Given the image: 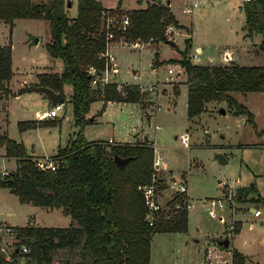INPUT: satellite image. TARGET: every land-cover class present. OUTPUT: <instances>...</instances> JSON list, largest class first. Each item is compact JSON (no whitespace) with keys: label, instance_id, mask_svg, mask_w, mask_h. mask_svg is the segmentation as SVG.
<instances>
[{"label":"rangeland","instance_id":"1","mask_svg":"<svg viewBox=\"0 0 264 264\" xmlns=\"http://www.w3.org/2000/svg\"><path fill=\"white\" fill-rule=\"evenodd\" d=\"M67 1V16L74 18L77 0ZM99 1L120 16L145 8L147 0ZM187 3L188 0H171L173 16L183 27H169L172 34L167 40L174 43V48L160 42L135 50L124 46L111 49L117 66L113 76L115 83L152 86L153 89L143 92L142 104L107 103L96 123L87 124L82 134L85 140L92 142H107L109 138L121 141L127 137V129H133L141 139L147 137L150 141L155 135V143L172 174L181 178L186 175L187 195L192 204L187 212L186 233L154 235L150 264H204L206 256L211 264H230L232 249L244 256V264H264V93H229L252 114L253 124L246 122L244 116L232 115L231 109L220 102L206 103L201 114L187 120L186 87L181 84L185 74L181 68L180 76L175 75L176 64L166 63L180 58L184 42L188 40L187 56L192 64L212 67L231 61L238 66H263L264 52L258 49L260 35L244 37L242 0H198L193 10L185 13ZM49 42L46 20L18 19L12 27L0 21V47L11 46L14 72L8 91L0 90V134H6L22 143L27 152L34 150L35 156L43 158L56 154L59 147L66 145L69 136L79 130L74 123L72 105L67 101L70 86L64 87L67 100L62 103L63 109L52 118L47 113L53 105L44 93L20 94L23 88L36 85L39 75L62 72V61L52 59L46 51ZM158 47L156 61L153 59ZM194 53L196 58H191ZM169 68L173 74L168 73ZM134 74H138L137 80ZM101 107L102 102L95 101L89 113L93 115ZM29 122L37 125L20 128ZM155 125L160 127L159 131H155ZM182 133L188 135V148L174 139ZM130 139L135 140L134 135ZM217 156L222 157V162ZM15 162L5 157V149L0 145V176L4 171L14 170ZM170 176L165 174L167 178ZM238 187H253L254 191L245 200H237ZM217 200L222 207L215 206L214 216L210 217L207 214L210 202ZM250 209L257 210L259 216H254ZM70 224L71 217L62 209L22 204L7 189L0 188L1 227L66 228ZM222 240L229 241L228 249L217 246ZM211 246L213 250L209 251Z\"/></svg>","mask_w":264,"mask_h":264},{"label":"trees","instance_id":"2","mask_svg":"<svg viewBox=\"0 0 264 264\" xmlns=\"http://www.w3.org/2000/svg\"><path fill=\"white\" fill-rule=\"evenodd\" d=\"M67 2L0 0V21L9 27L18 19L48 21L50 42L46 51L52 59L63 63L61 73L39 75L38 83L23 88L20 94L38 87L48 88L61 95L64 103L67 100L64 87L70 86L67 101L72 105L74 123L79 128L64 147L49 157L57 163L55 171L38 169L37 158L29 155L22 143L0 134L5 157L15 159L17 164L14 171L0 177V188L7 189L22 204L62 209L72 219L66 228L27 225L13 230L20 243L29 249L25 264H150L152 237L185 233L187 212L176 210L168 217L157 218L153 226L145 221L146 207L139 187L151 182L153 150L147 141L108 144L87 142L83 137L84 127L93 123L87 118L93 102L142 104L143 94L136 85L125 86L123 94L116 92L115 84L103 89L90 88L88 68H104V60L100 58L106 43L102 12L113 10L96 0H77L76 16L70 18ZM241 10L244 37L260 35L258 49L264 52V0H242ZM123 14L129 17L125 37L131 41L167 44V27L183 28L169 5L161 0H148L145 8ZM187 46L188 40L180 58L166 62L178 64L185 74L186 118L197 117L208 102H220L231 109L232 115L244 116L246 122L253 124L252 114L229 93H264V65H195L188 59ZM154 55L153 60L157 61L158 52ZM12 76V49L7 44L0 47V90L8 91L6 85ZM36 125L29 122L20 128ZM114 157L129 161L118 166ZM253 191V187H238L236 199L245 200ZM244 259L240 252L230 251V264H244ZM0 264H15V261H5L0 253Z\"/></svg>","mask_w":264,"mask_h":264},{"label":"built area","instance_id":"3","mask_svg":"<svg viewBox=\"0 0 264 264\" xmlns=\"http://www.w3.org/2000/svg\"><path fill=\"white\" fill-rule=\"evenodd\" d=\"M198 0H188V4L184 7L183 11L185 13H190L196 6ZM117 14V13H116ZM113 11L102 12L103 22L105 27V50L100 54V58L104 60V68L97 69L94 67H89L87 74L90 76V88L92 89H103L106 85L115 84V90L118 93L123 94L125 86L119 83L112 81V76L117 73V66L115 65L114 55L111 52V47L114 44L129 45L133 48H141L149 43H144L141 40L137 39L131 41L126 39L125 33L129 26V17L125 14L116 15ZM171 28L167 27L165 30V36L168 38L171 36ZM199 52V50H198ZM196 53L191 55V58H196ZM190 60V59H189ZM175 75H178L181 72V67L176 64ZM169 74H173L171 68L168 69ZM138 79V74H134V80ZM138 86V85H136ZM138 89L141 94L144 91H152L153 87L144 88L138 86ZM63 106L61 104L53 105V108L49 111L48 117H56L57 112L62 110ZM175 140L178 141L179 145L188 148V135L187 133H182ZM112 140L108 141V144H113ZM153 150V163H152V175L151 182L148 185L139 187L141 195L143 197V202L146 207L145 221L149 226H153L154 222L159 217H168L172 212L176 210L185 209L186 212L190 208L189 198L187 196V180L180 175L177 177L170 176L169 178L165 177V174L168 172V166L165 162L163 156L160 154L156 146L151 144ZM55 162L49 158H37L35 159V165L40 170H49L55 171L56 168ZM7 175L3 173L2 176ZM165 193V196H163ZM173 200V204L170 205V202ZM210 208L207 210V214L210 217L214 216V207H222V204L219 200L215 202H210ZM254 216H258L259 212L257 210L253 211ZM218 221L222 222V218L218 217ZM212 246L209 251H212ZM0 253L3 255L5 261L12 262L15 261V264H25L28 261L29 249L26 245L20 243V239L15 234L12 227L0 226ZM204 264H211L210 259L206 256Z\"/></svg>","mask_w":264,"mask_h":264},{"label":"crops","instance_id":"4","mask_svg":"<svg viewBox=\"0 0 264 264\" xmlns=\"http://www.w3.org/2000/svg\"><path fill=\"white\" fill-rule=\"evenodd\" d=\"M96 1H98V2H100L99 0H96ZM148 1V0H147ZM147 1H146V3H147ZM163 3H166V4H168L169 5V7H170V9H171V0H161ZM141 2V1H140ZM101 3V2H100ZM188 4V3H187ZM102 5V4H101ZM103 6V5H102ZM104 7V6H103ZM104 8H106V7H104ZM106 9H113V8H106ZM143 9V8H142ZM171 12H172V10H171ZM173 13V12H172ZM38 42V40H35V43H37ZM166 45H168V44H166ZM117 46H124V47H128V48H130L131 50H135V49H140V48H133V47H131V46H129V45H122V44H114V45H112V47H111V49L112 48H115V47H117ZM169 46V45H168ZM169 47H171V46H169ZM198 50H200L199 48H198ZM159 47L157 48V50L155 51V52H158V55H159ZM155 52H154V54H155ZM159 57V56H158ZM169 60H177V59H169ZM153 63V62H152ZM230 63H234V62H226V63H224L223 65H219V66H225V65H228V64H230ZM234 64H236V63H234ZM237 65V64H236ZM152 67H153V65H152ZM153 68H155V67H153ZM14 73V72H13ZM114 76V75H113ZM113 76H112V81L114 82V79H113ZM177 76H180V74H178ZM13 77H14V75L12 76V78H11V80L9 81V82H11L12 81V79H13ZM169 79L170 80H172V78L171 77H169ZM184 82H185V77H184V79L181 81V84H183L184 85ZM38 83V82H37ZM9 84V83H8ZM7 84V85H8ZM25 84V83H24ZM7 85H6V88H7ZM185 86V85H184ZM173 87H174V85H173ZM186 87V86H185ZM23 88V87H22ZM7 89H9V88H7ZM176 91V94H177V92H178V88L175 90ZM175 94V95H176ZM174 95V96H175ZM16 97H18V96H16ZM15 97V98H16ZM102 102V101H101ZM107 103H111V102H107ZM106 103V104H107ZM112 103H115V102H112ZM117 104H119V105H122V104H124V102H116ZM172 103L174 104V101H172ZM106 104H104L103 102H102V107H103V105H104V107L106 106ZM131 104H134V105H137V103H126V105H131ZM185 104H186V98H185ZM102 107L95 113V114H93V115H91L90 113H88L87 114V118H90V119H92L93 120V123L92 124H94V123H96V119L98 118V116L99 115H101L103 112V110H102ZM159 108H156V110H158ZM155 110V111H156ZM102 112V113H101ZM47 115H48V113H47ZM143 117H148V116H143ZM187 119V118H186ZM187 120H190V119H187ZM154 128H155V131H159V129H160V127L159 126H157V125H155L154 126ZM74 135H75V133H74ZM73 135V136H74ZM125 135H127V137L125 138V139H123V140H121V141H115V140H113L112 138H109L108 140H107V142L109 141V140H112L114 143H122V144H134V143H138V142H143V141H147L148 142V144H152V145H156V137H155V135H154V137H153V141H150L147 137H145V138H143V139H141L142 138V136H140L138 133H135L134 134V130L133 129H127V131H126V133H125ZM134 135V139L136 140H131L130 139V137H132ZM73 136H69V138H71V137H73ZM69 138H68V140H69ZM140 139V140H139ZM174 139H175V137H174ZM87 141V140H86ZM87 142H92V141H87ZM156 147H157V145H156ZM60 148V147H59ZM157 149L159 150V148L157 147ZM27 151V150H26ZM29 155H31V156H33V157H35V158H43V157H39V156H35L34 154H35V151L34 150H32L31 151V153H29V152H27ZM55 154H53V155H50V156H48V158L49 157H52V156H54ZM16 163V162H15ZM16 167H17V164H16ZM16 167H15V169H16ZM14 169V170H15ZM14 170H12V171H14ZM11 172V171H10ZM3 173H9V172H7V171H4V172H2V174ZM166 174H168V175H172L173 177H175L173 174H172V171L168 168V172L166 173ZM1 177V176H0ZM184 177L186 178V175H184ZM3 189V188H2ZM188 196V195H187ZM189 198V197H188ZM190 200V199H189ZM189 204H191V202L189 201ZM31 206V205H30ZM191 206H192V204H191ZM191 206H190V208H191ZM32 207H34V206H32ZM189 208V209H190ZM47 209H50V210H53V209H55V208H47ZM188 209V210H189ZM251 210H253V209H250V212H252ZM254 211V210H253ZM188 212V211H187ZM253 213V212H252ZM259 216V215H258ZM34 226V225H33ZM186 233V232H185ZM228 241V240H227ZM217 246H219V244L217 243ZM228 246H229V241H228ZM228 246L227 247H223V249H228Z\"/></svg>","mask_w":264,"mask_h":264},{"label":"water","instance_id":"5","mask_svg":"<svg viewBox=\"0 0 264 264\" xmlns=\"http://www.w3.org/2000/svg\"><path fill=\"white\" fill-rule=\"evenodd\" d=\"M169 46L173 47L174 43L169 41L167 43ZM33 91L36 92H41L44 93L48 99L50 100V102L52 103V105L55 104H61L63 101V97L59 94H56L55 92H53L52 90L48 89V88H43V87H38V88H34ZM219 112L221 114H224V111L222 109L219 110ZM92 120V119H91ZM217 159L219 162H222V157L221 156H217ZM114 161L118 166H123L126 162L129 161V159H121L118 157H114ZM253 212V210H251ZM219 245H221L222 247H227L228 246V241L227 240H222L220 242H218Z\"/></svg>","mask_w":264,"mask_h":264}]
</instances>
